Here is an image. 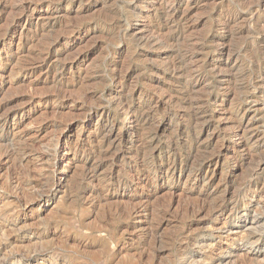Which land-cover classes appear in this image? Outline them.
Returning a JSON list of instances; mask_svg holds the SVG:
<instances>
[{"label": "rangeland", "instance_id": "obj_1", "mask_svg": "<svg viewBox=\"0 0 264 264\" xmlns=\"http://www.w3.org/2000/svg\"><path fill=\"white\" fill-rule=\"evenodd\" d=\"M0 37V264H264V0H0Z\"/></svg>", "mask_w": 264, "mask_h": 264}, {"label": "bare ground", "instance_id": "obj_2", "mask_svg": "<svg viewBox=\"0 0 264 264\" xmlns=\"http://www.w3.org/2000/svg\"><path fill=\"white\" fill-rule=\"evenodd\" d=\"M19 9V8H18ZM19 11V10H18ZM9 28V27H8ZM18 27L17 26H13L12 29H17ZM1 38V37H0ZM2 41V40H1ZM44 60V59H43ZM91 112V111H90ZM97 112V111H96ZM94 113V112H93ZM93 113H90V115H92ZM110 137V136H109ZM249 141V140H248ZM240 144V143H239ZM59 156V155H58ZM57 160V159H56ZM55 164V163H54Z\"/></svg>", "mask_w": 264, "mask_h": 264}]
</instances>
